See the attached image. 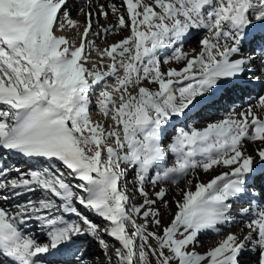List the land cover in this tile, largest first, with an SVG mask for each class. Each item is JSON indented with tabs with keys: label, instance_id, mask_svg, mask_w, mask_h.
<instances>
[{
	"label": "snow or ice",
	"instance_id": "snow-or-ice-1",
	"mask_svg": "<svg viewBox=\"0 0 264 264\" xmlns=\"http://www.w3.org/2000/svg\"><path fill=\"white\" fill-rule=\"evenodd\" d=\"M77 17L0 0V264H264V0H97ZM236 93L254 102L177 126ZM206 232L221 238L200 251Z\"/></svg>",
	"mask_w": 264,
	"mask_h": 264
},
{
	"label": "bare ground",
	"instance_id": "bare-ground-1",
	"mask_svg": "<svg viewBox=\"0 0 264 264\" xmlns=\"http://www.w3.org/2000/svg\"><path fill=\"white\" fill-rule=\"evenodd\" d=\"M68 2H69V7L72 9V17L73 18L83 19L82 17H77V13L79 11V8L82 5L95 4L97 2V0H68ZM99 2H104V0H99ZM114 2L117 3V5H119L120 0H114ZM100 22L101 23H105L103 18H101ZM112 22H113V18L111 16V14H109L108 23H112ZM68 34L71 35V32L69 31ZM116 38H118V37H115V36L109 37L108 43H111L112 40H114ZM197 41H198V37L187 39L183 43V50L184 51H189L191 48L196 46ZM97 43L101 47L103 46V42L97 41ZM247 48H248V45L246 44L245 45V49L247 50ZM255 52H256V55L259 56V49H255ZM171 54H172L171 50H167L166 52L161 53L160 54L161 61L163 60V58L165 56H170ZM259 63H260V61L258 59L256 61L257 67H259ZM180 66L181 65L176 64L175 62H172V63H170L167 66H163L162 65L163 70H165V71L167 70V67L179 68ZM256 75H260V73L257 72ZM252 95L254 96V94H252ZM249 102H254V101L252 100V97L248 93L228 94V95H225L223 97L217 98L215 103L207 106V107H210V108H207V109H209L208 112H203L202 113V109L206 108V107H204V108H202V109H200L198 111L188 113V117L189 118L185 122L180 123L177 126L182 127V126H184V123H187V124H192V125H194L196 127H202L207 122H210V121H213V120L221 118L224 114H226L230 110H233V109H235L236 111L241 110V107L242 106H246ZM214 104H216V106ZM194 116H195L194 122L190 123L189 122L190 119L193 118ZM91 117H92L93 120H95L94 103H93V106L91 108ZM248 148H249V151L251 152V150H252L251 144L248 145ZM169 159H171V156H169ZM19 166L22 169L27 167V165L24 164V163H20ZM130 172L131 171H129V173ZM129 173H128L127 178L130 176ZM201 178L202 179L204 178L203 175L201 176ZM257 183H259V181ZM181 186H183L182 183H181ZM164 187L169 189L165 198L168 199L170 201V203H171V198L176 195V191H177L176 186L175 185L165 184ZM148 190H149V193L151 194L152 189H151L150 185L148 186ZM39 195H40L39 192L35 193V196H39ZM141 202L142 201H141V198L139 197V194L135 193L134 199L131 201V203L139 204ZM172 207H173V211H174L175 210L174 205ZM235 210H236V206L234 205L233 206V212H235ZM86 214L89 215V218L92 219L96 223L99 222V220H100V222L102 221L99 217L93 216L91 213H86ZM167 218H168L167 217V212H165L163 219L166 220ZM238 227H239V225L225 224V225L221 226V231H222V233H226L228 231H235ZM220 238L221 237L215 235L212 232L202 233L199 236V243L201 245H203V248H199L198 250L203 251L204 248H207V247L213 245ZM41 239L43 240V237H41ZM105 239L108 240L110 244L115 243V241L111 240L109 237H105ZM91 253H94L95 255H98L101 260L103 259L102 251L94 243L92 244V246L90 248H88L89 257L91 256ZM90 258L95 259L94 256H91ZM244 259H250V258L244 257Z\"/></svg>",
	"mask_w": 264,
	"mask_h": 264
},
{
	"label": "rangeland",
	"instance_id": "rangeland-1",
	"mask_svg": "<svg viewBox=\"0 0 264 264\" xmlns=\"http://www.w3.org/2000/svg\"><path fill=\"white\" fill-rule=\"evenodd\" d=\"M93 103H94V101H93ZM215 106H216V104H214ZM207 108H210V107H206V108H204V109H202V113L203 112H208L209 111V109H207ZM201 114V113H200ZM94 115H95V120H98V121H101V122H103L104 121V117H103V115L102 114H100L99 112H98V110L96 109V107H95V103H94ZM194 120H195V116L193 117V118H191L190 119V123H192V122H194ZM109 123H110V121H109ZM179 127V126H178ZM130 174V176L127 178V181H128V189H129V194L130 195H132L133 194V191H134V189H133V185H132V183H131V181H132V179H133V176H134V174H133V172H130L129 173ZM132 175V176H131ZM138 222H140V221H138ZM98 224H101V225H103V221H101L100 222V220H99V222H97ZM91 256H94V258L96 259V258H99V256L98 255H95L94 253H91ZM90 256V257H91Z\"/></svg>",
	"mask_w": 264,
	"mask_h": 264
}]
</instances>
